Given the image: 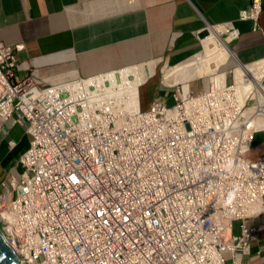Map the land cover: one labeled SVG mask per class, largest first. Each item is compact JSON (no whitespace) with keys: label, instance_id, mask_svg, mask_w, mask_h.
<instances>
[{"label":"built area","instance_id":"1","mask_svg":"<svg viewBox=\"0 0 264 264\" xmlns=\"http://www.w3.org/2000/svg\"><path fill=\"white\" fill-rule=\"evenodd\" d=\"M259 11L251 0L239 19L256 24ZM20 47L0 42V131L11 119L29 138L0 188L18 264L239 263L264 196V154H248L264 129L263 59L210 63L209 75L164 85L145 110L136 86L120 117L118 71L115 85L101 72L42 86L17 74ZM258 62V79L234 72Z\"/></svg>","mask_w":264,"mask_h":264},{"label":"crops","instance_id":"2","mask_svg":"<svg viewBox=\"0 0 264 264\" xmlns=\"http://www.w3.org/2000/svg\"><path fill=\"white\" fill-rule=\"evenodd\" d=\"M259 1L254 27L251 20L238 18L239 10L246 8L250 0H0V41L22 44V50L17 52L20 67L29 66L27 60H34L37 66L64 61L69 57L65 52L74 57L108 52L103 59L110 69L107 71H112V67L156 60L178 64L202 46L205 52L206 37L201 39L199 32L208 24L228 22L236 36L227 34L221 25L215 28L224 41L235 37L229 45L234 57L250 62L264 59V0ZM100 70L104 69L89 73ZM75 74L80 75L74 70L54 80ZM9 127H5L6 131L12 127L22 131L16 125ZM6 146L0 142V163L8 169L14 167L27 140L21 139L9 151ZM262 154L264 130H259L253 134L249 155ZM248 223L258 229L248 254L238 264H264V197L262 212Z\"/></svg>","mask_w":264,"mask_h":264},{"label":"rangeland","instance_id":"3","mask_svg":"<svg viewBox=\"0 0 264 264\" xmlns=\"http://www.w3.org/2000/svg\"><path fill=\"white\" fill-rule=\"evenodd\" d=\"M207 30H208L207 31L208 34H210L209 33L210 29H207ZM232 41L230 42V44L232 43ZM208 42H210V40ZM225 42H226V44H228V39H225ZM212 46H213L212 44H209V47H212ZM210 49H214V46H213V48H210ZM202 53H203V50L201 51V54ZM209 53H210V51H209ZM209 53H208V56H210ZM107 54H108V52H97L95 55H87V56H83V57L75 56L74 57L73 55L65 52V55H69V57L67 59H64V61L53 63V64H43V65H39V66H37L33 63L34 60H27V63L29 64V67H30V70L28 71V73L30 74L33 72L36 75L37 80H39L42 84L47 85L48 83L52 82L55 77L57 78V76H59L61 74L68 73V72L71 73L74 70L77 73H79L80 75H82V74L88 75V74H91L89 72L95 71L97 69H104V70L108 69V68H106L108 66H106V64L104 62L105 58L103 59V57H106ZM228 59H229L228 61H224V63L227 62V64L223 65L221 69H227L230 66L231 67L234 66V62L231 59V56ZM149 60H143L141 62L147 63ZM211 60H213V59H210V61ZM158 61H160V60H156L154 62H149L148 64L136 65V66H139L141 68V70L140 69L139 70L141 71V74L145 77L144 80L139 81L140 85L145 82L142 86L139 87V108H140V110H144L148 107V104L152 98V95H155L161 86L172 84V83H166V82L162 81L161 78H162L163 71L173 70V69H175V67H177V65H179V64H177L175 66H172L171 68H167L166 66L161 65L160 63H157ZM193 61H194V59H193ZM141 62H139V63H141ZM189 62H192V59H187V60L183 61L182 63H180V65L182 66V65L187 64ZM210 63H213V65H214V62H210ZM224 63H222V64H224ZM156 64H158V65L156 66ZM222 64H220V65H222ZM145 65H147L149 67V68L146 67V71H145V67H144ZM124 66H126V65H124ZM120 67H123V66H119V67H115V68H120ZM112 68H114V67H112ZM149 70H150V74H149ZM206 75H209V74H206ZM206 75L203 74V76H206ZM199 76H202V75H199ZM129 79L131 80L132 78L129 77ZM191 84H193L195 88L200 87L199 82H193ZM7 126L12 127L9 123H7ZM8 135H9V138H13V139L18 140V141L19 140L21 141V139H22L23 142H24L25 137H26L25 136L26 134L24 133V131L23 130L20 131L16 127H14V128L12 127L11 130L9 129ZM10 168L6 169V164L0 163V181L2 179H4V177L7 174V171Z\"/></svg>","mask_w":264,"mask_h":264},{"label":"bare ground","instance_id":"4","mask_svg":"<svg viewBox=\"0 0 264 264\" xmlns=\"http://www.w3.org/2000/svg\"><path fill=\"white\" fill-rule=\"evenodd\" d=\"M209 29L210 34H207L205 38V52L199 57V59H196L193 62H189L188 64H184L183 66H179L178 68H175L173 70L163 71L161 78L162 81L166 83H173L178 81L185 83L193 77H197L199 75L203 76V74H210L212 72L210 62H214V66L217 67L220 64L224 63V61H227L228 57L230 56L231 58L235 59V61H237V59L231 52L228 44H226V42L222 39L217 29L215 27ZM209 40L210 42H208ZM209 44H212L214 46V49H210L213 48V46L209 47ZM208 53L210 54V56H208ZM210 59L213 60L210 61ZM237 62L238 64L241 63L239 61ZM139 69L141 70V68L136 65L117 69L121 77L120 85L126 88L125 90H123L126 92L120 97H118V99L121 101L120 108L115 114L120 117H129L130 110H132L131 108H133L135 105L134 101L136 99L130 96L128 98V95L130 94V92L132 93L134 89H136V86H138L139 88V81L145 79ZM234 72L235 74H251L252 76L258 79L262 73V68L260 63L258 62L256 64L251 65L247 64L244 67L238 65L234 69ZM130 74L133 75L132 80H130L129 78V80L127 79ZM103 79H108L109 81H111L112 85L118 83L115 77V70L107 71V73L103 76ZM110 98L114 99L113 97Z\"/></svg>","mask_w":264,"mask_h":264},{"label":"clouds","instance_id":"5","mask_svg":"<svg viewBox=\"0 0 264 264\" xmlns=\"http://www.w3.org/2000/svg\"><path fill=\"white\" fill-rule=\"evenodd\" d=\"M250 2H251V0H250ZM250 4V3H249ZM249 4H248V6H249ZM244 9V8H243ZM242 10V9H241ZM240 11V10H239ZM238 18H239V14H238ZM250 20V19H249ZM252 21V20H251ZM253 22V21H252ZM220 24H222V23H220ZM231 24V23H230ZM253 24H254V27H256V25H255V23L253 22ZM211 25H213V24H208L207 26H206V28H204L203 30H205L206 32L203 34V35H200V37H201V39L202 38H205L206 36H207V34H208V30L207 29H209V28H213V27H211ZM232 26V25H231ZM233 27V26H232ZM234 29V28H233ZM203 30H201V31H203ZM200 31V32H201ZM199 32V33H200ZM235 38V37H234ZM233 38V39H234ZM232 39V40H233ZM0 42H2V41H0ZM230 42L231 41H229L228 42V46L230 45ZM2 43H5V44H8V45H20L21 47H20V49H18V50H15L14 51V53H15V57H16V63H17V74L20 76V77H25V76H29V77H31L32 79H34L38 84H40V85H42V86H47V85H50V84H54V83H58V82H65V81H67V80H70V79H73V78H77V77H85V76H90V75H93V74H96V73H101V72H107V70H110V69H106V70H100V71H97V72H94V73H91V74H88V75H74V77H72V78H67V79H55V80H53L52 82H50V83H48L47 85H45V84H42L39 80H37V78L33 75V73H28V71L30 70V67L27 65V64H25L23 67H20L19 66V62L17 61V52L18 51H20V50H22V48H23V46H22V44H11V43H6V42H2ZM230 48V47H229ZM202 49H203V46H202V48L201 49H199V51L198 52H201L202 51ZM231 49V48H230ZM198 52H196V53H198ZM195 53V54H196ZM194 55V54H193ZM192 55V56H193ZM192 56H190V57H192ZM189 57V58H190ZM235 58L239 61V62H241L237 57H236V55H235ZM188 59V58H187ZM186 59V60H187ZM260 59H263V58H259V59H256V60H260ZM229 60V59H228ZM227 60V61H228ZM256 60H253V61H256ZM264 60V59H263ZM185 61V60H184ZM253 61H250V62H253ZM162 61H158L157 63H160L161 65H166V63H161ZM183 62V61H182ZM182 62H180V63H182ZM233 62H234V66H235V64L237 63V61L235 62L234 60H233ZM250 62H241V63H250ZM144 63H146V62H144ZM180 63H178V64H180ZM225 64H227V62L226 63H224V64H222V65H220V70H222V71H224V70H227V69H229V68H231V66L229 67V68H227V69H221L222 68V66L223 65H225ZM130 65H135V64H130ZM158 64H156V66H157ZM175 65H177V64H175ZM175 65H167V66H169V67H172V66H175ZM126 66H128V65H126ZM146 67H148L147 65H145V71H146ZM121 68V67H120ZM149 68V67H148ZM112 69H114L115 70V72L117 71V69L118 68H112ZM147 73V72H146ZM149 74H150V70H149ZM148 75V74H147ZM145 83V82H144ZM143 83V84H144ZM173 83H175V82H173ZM172 83V84H173ZM143 84H139V87L140 86H142ZM164 86V85H163ZM163 86H161L160 88H159V90L157 91V93L158 92H161V88H163ZM156 93V94H157ZM155 94V95H156ZM153 96L154 95H152V98H153ZM151 98V99H152ZM151 101V100H150ZM138 102H139V88H138ZM150 103V102H149ZM149 105V104H148ZM140 109V108H139ZM145 110V109H144ZM7 123H9L11 126H19V127H21L22 128V130L24 131V133L26 134V131H25V128H24V126H22V125H19V124H16V123H12V120L11 119H9L4 125H3V128H2V130L0 131V142L1 141H4L5 142V144L7 145L6 147L8 148V150H12V149H14L15 148V146H17V144H18V140H15V139H13V138H9V135H8V130L6 131V129H5V127L7 126ZM264 130V129H263ZM6 132V133H5ZM5 133V134H4ZM26 137V140H27V146L17 155V158H16V163H15V165H14V167H11L8 171H7V174H6V176L4 177V179H2L1 181H0V188H2V183H4V182H6V180L8 179V177L11 175V174H15L16 172H18V170H19V168H18V160H19V157H20V155L27 149V147H28V141H29V138H28V135L26 134L25 135ZM10 140H12L13 142H14V146H11V145H9L8 144V141H10ZM17 142V143H16ZM250 150H251V147H250ZM249 153H250V151H249ZM248 153V154H249ZM251 157V156H250ZM252 158H255V157H252ZM264 197V196H263ZM262 203H263V199H262ZM261 212H262V210H261ZM255 218V217H254ZM252 219V218H251ZM251 219H249V220H251ZM248 220V221H249ZM255 227H257V226H255ZM0 231L2 232V230H1V227H0ZM234 232H236V228H234ZM3 233V232H2ZM4 235V234H3ZM4 237H5V235H4ZM5 239H6V237H5ZM6 241H7V239H6ZM8 242V241H7ZM9 244V243H8ZM10 245V244H9ZM11 246V245H10ZM11 248H12V246H11ZM250 248V247H249ZM13 249V251H14V248H12ZM15 252V251H14ZM15 254H16V252H15ZM248 254V253H247ZM246 254H244V255H242V257L243 256H245ZM16 257H17V255H16ZM241 257V258H242ZM17 259H18V257H17Z\"/></svg>","mask_w":264,"mask_h":264},{"label":"water","instance_id":"6","mask_svg":"<svg viewBox=\"0 0 264 264\" xmlns=\"http://www.w3.org/2000/svg\"><path fill=\"white\" fill-rule=\"evenodd\" d=\"M206 31L200 32L203 35ZM0 264H18V259L11 246L6 241L3 233L0 231Z\"/></svg>","mask_w":264,"mask_h":264}]
</instances>
